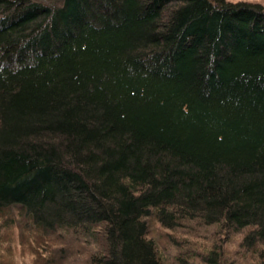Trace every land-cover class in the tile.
Listing matches in <instances>:
<instances>
[{
	"label": "trees",
	"instance_id": "16d2710c",
	"mask_svg": "<svg viewBox=\"0 0 264 264\" xmlns=\"http://www.w3.org/2000/svg\"><path fill=\"white\" fill-rule=\"evenodd\" d=\"M0 264H264V6L0 0Z\"/></svg>",
	"mask_w": 264,
	"mask_h": 264
},
{
	"label": "rangeland",
	"instance_id": "374dc122",
	"mask_svg": "<svg viewBox=\"0 0 264 264\" xmlns=\"http://www.w3.org/2000/svg\"><path fill=\"white\" fill-rule=\"evenodd\" d=\"M231 1V0H230ZM239 1V0H238ZM242 1H244V0H242ZM246 1H248V2H257V3H261L263 6H264V0H246ZM16 234V233H15Z\"/></svg>",
	"mask_w": 264,
	"mask_h": 264
}]
</instances>
